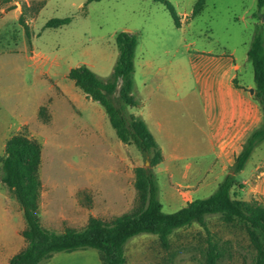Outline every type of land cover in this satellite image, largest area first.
Here are the masks:
<instances>
[{
  "label": "rangeland",
  "instance_id": "obj_1",
  "mask_svg": "<svg viewBox=\"0 0 264 264\" xmlns=\"http://www.w3.org/2000/svg\"><path fill=\"white\" fill-rule=\"evenodd\" d=\"M167 1L180 27L153 0H0V158L12 135L22 133L41 144L39 217L46 228L81 229L90 217L110 222L139 205L134 169L146 167L149 160L135 145L118 139L104 108L67 77L70 69L86 65L102 80L109 79L118 58L117 33L138 36L133 91L138 106L127 107V114L140 117L149 89L159 86L168 96L166 122L173 130H190L195 120L202 122V106L209 99L205 89L228 83L225 65L231 55L240 65L237 85L255 87L247 51L256 34L264 39V7L259 9L257 0H204L196 15L198 0ZM63 18L72 20L60 28H45L49 20ZM203 52L226 57L205 64L210 57ZM120 87L113 94L116 105ZM183 136L190 141L193 133ZM215 160L209 154L181 161V170L199 165L204 171L198 174L200 180L191 172L166 173L164 164L153 169L165 213L216 190L233 164L224 173H207ZM261 171L264 141L236 175L245 185L237 190V199H255L252 188ZM205 221L208 231L198 223L175 230L167 250L155 235L131 238L125 246L126 264H202L209 242L221 253L219 264H253L256 251L241 224H226L220 215H208ZM24 227L21 206L0 179V264H9L25 247ZM42 264L102 263L98 251L87 248L54 253Z\"/></svg>",
  "mask_w": 264,
  "mask_h": 264
},
{
  "label": "trees",
  "instance_id": "obj_2",
  "mask_svg": "<svg viewBox=\"0 0 264 264\" xmlns=\"http://www.w3.org/2000/svg\"><path fill=\"white\" fill-rule=\"evenodd\" d=\"M101 1V0H89ZM163 4L171 14L176 27L180 21L174 7L167 0H153ZM204 0H198L193 15L201 12ZM45 3L40 5L43 7ZM259 9L264 0H257ZM72 18L52 19L45 28H60L70 24ZM25 33L31 34L27 25ZM118 58L112 76L107 80L99 78L89 67L80 65L70 69L67 77L72 80L88 99L98 102L105 110L118 139L126 145H135L150 162V168L134 169V187L138 195V207L132 212L123 213L110 222L90 217L81 229L66 228L56 232L46 228L39 217L42 181V146L25 134L12 135L5 143L0 158V179L15 195L25 219L21 232L25 247L14 255L9 264H42L52 258L54 253L74 252L92 248L98 251L102 264H126L125 246L133 237L140 234L155 235L165 249L170 247V236L180 228L198 223L208 231L205 221L208 215H220L226 224H241L249 241L256 251L253 264H264V205L257 201L237 199V190L244 184L238 182L236 175L242 172L254 149L264 141V39L256 34L247 51L254 73V97L262 109L263 124L254 130L234 158L231 172L228 173L216 190L206 198L194 199L174 213H165L159 200V188L154 168L163 162L162 150L145 121L127 114V107H137L134 91L135 50L138 45L137 34L121 31L116 34ZM119 104L113 94L118 84ZM237 85V80H234ZM45 107L40 108V115ZM221 253L218 247L209 242L202 264H219Z\"/></svg>",
  "mask_w": 264,
  "mask_h": 264
},
{
  "label": "crops",
  "instance_id": "obj_3",
  "mask_svg": "<svg viewBox=\"0 0 264 264\" xmlns=\"http://www.w3.org/2000/svg\"><path fill=\"white\" fill-rule=\"evenodd\" d=\"M203 55L210 57L203 63L211 65L217 64L226 57L225 54L217 56L208 52H203ZM230 58V62L225 65L228 83L225 85L216 83L205 89L209 99L202 106V122L195 120L190 130L187 127L173 130L171 123L166 122L164 110H166L168 96L165 90L158 86L155 89L150 88L146 94L140 117L145 121L162 150L161 164L165 165L164 172H191L197 176L193 179L200 180L202 177L198 174L204 171L199 165L195 163V169H193V165L188 164L181 170L180 163L190 156L212 154L216 160L207 173H224L233 164L243 143L263 124L261 106L249 92L251 88L254 89V86L243 87L240 84H234L240 65L236 63L233 55ZM176 93L180 94L175 90ZM174 132L176 137H173ZM187 133H193L190 141L183 136ZM256 178L252 193L254 198L264 205V171H261Z\"/></svg>",
  "mask_w": 264,
  "mask_h": 264
},
{
  "label": "water",
  "instance_id": "obj_4",
  "mask_svg": "<svg viewBox=\"0 0 264 264\" xmlns=\"http://www.w3.org/2000/svg\"><path fill=\"white\" fill-rule=\"evenodd\" d=\"M250 93L253 94L254 93V89H250ZM149 164H150V162L149 161H146V167H148Z\"/></svg>",
  "mask_w": 264,
  "mask_h": 264
}]
</instances>
